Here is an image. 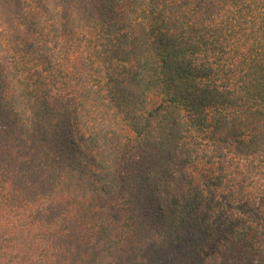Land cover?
Masks as SVG:
<instances>
[{
    "label": "trees",
    "instance_id": "16d2710c",
    "mask_svg": "<svg viewBox=\"0 0 264 264\" xmlns=\"http://www.w3.org/2000/svg\"><path fill=\"white\" fill-rule=\"evenodd\" d=\"M0 264H264V0H0Z\"/></svg>",
    "mask_w": 264,
    "mask_h": 264
},
{
    "label": "rangeland",
    "instance_id": "374dc122",
    "mask_svg": "<svg viewBox=\"0 0 264 264\" xmlns=\"http://www.w3.org/2000/svg\"><path fill=\"white\" fill-rule=\"evenodd\" d=\"M210 250H213V251H215V252H216L217 250L221 251V250H222V245L219 244V243L213 244L212 246H210Z\"/></svg>",
    "mask_w": 264,
    "mask_h": 264
}]
</instances>
